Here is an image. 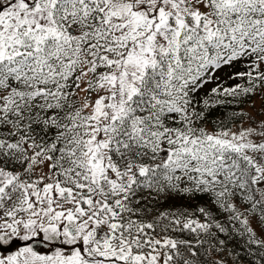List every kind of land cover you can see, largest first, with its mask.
Returning a JSON list of instances; mask_svg holds the SVG:
<instances>
[{"label": "snow or ice", "instance_id": "obj_1", "mask_svg": "<svg viewBox=\"0 0 264 264\" xmlns=\"http://www.w3.org/2000/svg\"><path fill=\"white\" fill-rule=\"evenodd\" d=\"M0 264H264V0H0Z\"/></svg>", "mask_w": 264, "mask_h": 264}]
</instances>
